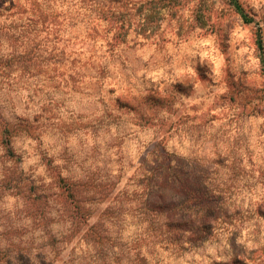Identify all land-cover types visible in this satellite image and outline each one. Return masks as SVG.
Segmentation results:
<instances>
[{
    "label": "rangeland",
    "instance_id": "1",
    "mask_svg": "<svg viewBox=\"0 0 264 264\" xmlns=\"http://www.w3.org/2000/svg\"><path fill=\"white\" fill-rule=\"evenodd\" d=\"M236 2L251 23L231 0H0V247L40 241L27 196L113 195L159 144L216 201L203 241L143 264H264V0Z\"/></svg>",
    "mask_w": 264,
    "mask_h": 264
},
{
    "label": "trees",
    "instance_id": "2",
    "mask_svg": "<svg viewBox=\"0 0 264 264\" xmlns=\"http://www.w3.org/2000/svg\"><path fill=\"white\" fill-rule=\"evenodd\" d=\"M231 4L243 23L252 22L236 0ZM256 44L261 49L259 38ZM6 146L8 155H13L9 142ZM153 151L151 165L144 158L113 195L112 185L105 187L94 180L67 183L60 178L62 194L53 195L54 204L45 196L36 197L38 201L27 196L25 202H32L27 210L35 225L32 233L38 228L40 241L36 246H16L11 252L9 247H0V264H54L67 249L69 256L62 264H143L141 245L145 242L178 251L203 241L209 228L201 216L203 207L216 200L207 198V187L200 179L194 190L190 188L184 173L179 175L171 165L170 150L156 144L147 155ZM16 184L18 180L15 188ZM3 233L18 239L22 230L8 228ZM33 241L31 237L30 244Z\"/></svg>",
    "mask_w": 264,
    "mask_h": 264
}]
</instances>
